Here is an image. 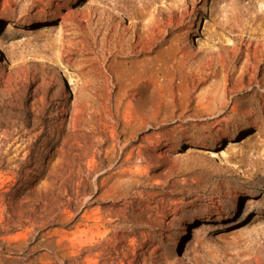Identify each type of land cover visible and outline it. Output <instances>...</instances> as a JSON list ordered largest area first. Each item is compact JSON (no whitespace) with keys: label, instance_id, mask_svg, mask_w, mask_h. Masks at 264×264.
Here are the masks:
<instances>
[{"label":"rangeland","instance_id":"374dc122","mask_svg":"<svg viewBox=\"0 0 264 264\" xmlns=\"http://www.w3.org/2000/svg\"><path fill=\"white\" fill-rule=\"evenodd\" d=\"M0 264H264V0H0Z\"/></svg>","mask_w":264,"mask_h":264},{"label":"trees","instance_id":"16d2710c","mask_svg":"<svg viewBox=\"0 0 264 264\" xmlns=\"http://www.w3.org/2000/svg\"><path fill=\"white\" fill-rule=\"evenodd\" d=\"M62 188H63L62 181H58L56 186H55V189L50 190L51 191V194L49 196L50 199L47 200L48 204H49L48 207H51L54 203L56 204V202L54 200L56 197H58V199H61V198L66 199V195L62 196ZM8 195H10V193ZM25 195H26V193L21 194L22 197ZM36 207H37V209H36L35 213H41L42 212L41 210L44 208L43 200L39 199ZM13 213H17V212H13L11 210L9 211V214L13 215ZM31 215H32V213H31Z\"/></svg>","mask_w":264,"mask_h":264},{"label":"bare ground","instance_id":"6f19581e","mask_svg":"<svg viewBox=\"0 0 264 264\" xmlns=\"http://www.w3.org/2000/svg\"><path fill=\"white\" fill-rule=\"evenodd\" d=\"M110 9L112 10V12H115L116 14H118V15H121L119 12H117L116 10H114L113 8H111L110 7ZM175 44V40H174V42H173V47L171 48L172 50H170V51H174L173 49H176L175 51H178V46L177 45H174ZM176 47V48H175ZM167 51V50H166ZM163 51H161L160 53H162ZM175 53V52H174ZM174 55H176V53L174 54ZM173 57V56H172ZM164 64H167L168 62H167V60L166 59H164V61H162ZM158 73H159V69L158 70H156V69H152L151 71H150V79H151V77L152 78H155L154 80H158ZM253 135H255V134H253ZM192 151V149H190V150H188L187 152H191ZM250 194H249V192H247L246 194H245V196L244 197H248Z\"/></svg>","mask_w":264,"mask_h":264}]
</instances>
